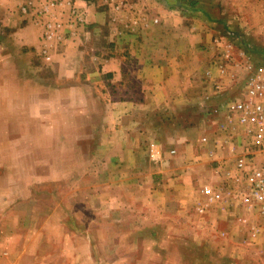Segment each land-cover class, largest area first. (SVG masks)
Here are the masks:
<instances>
[{
  "label": "crops",
  "instance_id": "0c3cea01",
  "mask_svg": "<svg viewBox=\"0 0 264 264\" xmlns=\"http://www.w3.org/2000/svg\"><path fill=\"white\" fill-rule=\"evenodd\" d=\"M27 1L0 0V18L36 52L37 72L44 70L40 62L52 65L48 90L60 97L54 107H65L55 112L56 126L68 123L70 139L98 140L93 159L105 174L86 192V205L120 207L131 214L129 221L142 222L120 225L128 236H189L191 221L205 227L210 219L219 235H236L240 228L251 236L259 216L229 196L209 202L202 189L220 188L234 172L230 132L235 126L244 134V123L231 124L225 106L242 95L250 60L229 45L228 24L255 36L258 29L248 26L246 14L264 20V0H195L188 11L181 7L188 0H75L86 12V26L77 39L55 45L50 61L36 51L37 28L18 14L17 6ZM237 16L238 23L232 19ZM260 29L264 33V23ZM228 48L235 62L221 76L217 62ZM55 134L53 139L67 137ZM162 216L179 221L181 231L153 226ZM260 242L247 248L256 251Z\"/></svg>",
  "mask_w": 264,
  "mask_h": 264
},
{
  "label": "rangeland",
  "instance_id": "374dc122",
  "mask_svg": "<svg viewBox=\"0 0 264 264\" xmlns=\"http://www.w3.org/2000/svg\"><path fill=\"white\" fill-rule=\"evenodd\" d=\"M246 15L258 33L228 24L229 45L264 66V20ZM36 59L0 18V264H264L262 237L251 250L250 236L240 228L236 235H219L211 219L205 227L194 220L189 236H128L124 229L139 222L129 221L130 213L86 205V192L105 174L93 159L98 140L70 139L68 123L56 126L55 112L62 108L54 107L58 93L48 90L52 65L38 59L44 70L37 72ZM55 131L67 137L53 139ZM153 226L181 231L179 221L164 216Z\"/></svg>",
  "mask_w": 264,
  "mask_h": 264
},
{
  "label": "built area",
  "instance_id": "2783aa9c",
  "mask_svg": "<svg viewBox=\"0 0 264 264\" xmlns=\"http://www.w3.org/2000/svg\"><path fill=\"white\" fill-rule=\"evenodd\" d=\"M17 9L20 16L28 18L39 29L38 52L46 61L51 60L50 53L55 45L77 39L87 23L86 12L76 5L75 0H28ZM220 57L218 71L221 76H227L235 62L233 55L227 51ZM245 67L247 75L243 79L242 95L225 106L231 124L236 121L244 123V134L237 133L235 126L230 132L233 156L230 168L234 172L227 173L220 188L207 184L202 192L209 202L214 203L229 196L231 202L238 201L259 216V220L249 228V241H256L263 235L261 249L264 261V66L249 61Z\"/></svg>",
  "mask_w": 264,
  "mask_h": 264
},
{
  "label": "trees",
  "instance_id": "16d2710c",
  "mask_svg": "<svg viewBox=\"0 0 264 264\" xmlns=\"http://www.w3.org/2000/svg\"><path fill=\"white\" fill-rule=\"evenodd\" d=\"M183 3H181V7L184 9V11H188L191 10L192 8H194L196 1L195 0H188V3L186 1H182Z\"/></svg>",
  "mask_w": 264,
  "mask_h": 264
}]
</instances>
